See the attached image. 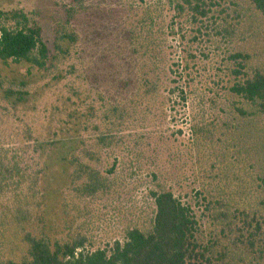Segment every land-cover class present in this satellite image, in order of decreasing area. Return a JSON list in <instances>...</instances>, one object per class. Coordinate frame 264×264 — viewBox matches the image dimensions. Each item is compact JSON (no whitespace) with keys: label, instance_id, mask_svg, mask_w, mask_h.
Here are the masks:
<instances>
[{"label":"trees","instance_id":"obj_1","mask_svg":"<svg viewBox=\"0 0 264 264\" xmlns=\"http://www.w3.org/2000/svg\"><path fill=\"white\" fill-rule=\"evenodd\" d=\"M138 1L122 52L91 66L73 62L88 0L55 2L49 27L0 7V110L37 119L65 89L0 136V264H264V0ZM148 122L170 143L166 166L152 161L153 216L94 248L84 202L140 156Z\"/></svg>","mask_w":264,"mask_h":264},{"label":"rangeland","instance_id":"obj_2","mask_svg":"<svg viewBox=\"0 0 264 264\" xmlns=\"http://www.w3.org/2000/svg\"><path fill=\"white\" fill-rule=\"evenodd\" d=\"M53 1V2H52ZM65 0H0V7L22 9L26 13H33L36 9L41 12L42 19L50 26L49 16L56 14L55 2L63 3ZM145 3L159 5L165 4V0H144ZM139 4L138 0H88L85 15L77 26L80 35L75 61L82 66L100 64L104 57L113 58L115 54L122 52V34L127 28L131 8ZM58 11V10H57ZM164 15L169 13L165 9ZM59 13L57 14V17ZM168 19H166L167 21ZM124 51V53H126ZM135 59V58H134ZM94 89L96 87L93 86ZM65 93V89H52L46 93L40 104L37 119L32 116L15 117L7 115L0 110V136L4 141H9L12 136L18 134L20 129L27 125L35 126L36 120L43 121L46 109L54 104L56 98ZM171 132L181 130L180 139L187 138V125L178 117ZM152 123H145L142 130L136 128L137 133L144 134L143 140H137L140 156H121L116 178L111 188L98 196L86 200L84 203L86 217L80 223L81 229L86 234L91 246L94 248L109 249L114 241H122L124 233L132 227H146L153 216V202L148 196L150 190V172L152 161L157 158L158 164L166 166V158L170 149V143L159 138V134L149 133L153 130ZM165 126L157 131L164 132ZM5 136V137H4ZM8 138V139H7ZM128 159V161L126 160ZM174 163H177L175 160ZM173 163V164H174ZM104 164L111 165L108 160ZM190 163L187 158H182L178 166L187 170ZM189 171V170H188ZM179 191L174 189L176 195L189 190Z\"/></svg>","mask_w":264,"mask_h":264}]
</instances>
